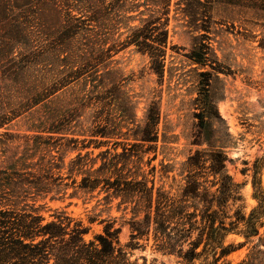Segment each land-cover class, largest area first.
<instances>
[{
  "label": "rangeland",
  "instance_id": "374dc122",
  "mask_svg": "<svg viewBox=\"0 0 264 264\" xmlns=\"http://www.w3.org/2000/svg\"><path fill=\"white\" fill-rule=\"evenodd\" d=\"M208 1L209 19L203 29L189 24L177 1H172L163 76L151 69L146 54L130 46L113 53L108 63L97 69V75L88 74L34 107L33 63L17 81L0 80V113H8L9 119L13 113L20 115L0 126V210L33 211L35 207L46 221L64 212L89 228L86 240L103 233V221L116 220L115 227H122L121 244L129 243L131 231L126 220L130 214L124 215V207L118 208L120 200L106 203L105 193L79 190L83 176L76 169L71 175L70 162L79 154H89L96 169L102 163V153L120 154L125 146L137 143L129 129L143 125L152 101L160 107L159 139L152 150L137 157L156 187L170 190L174 181L179 183L186 174L182 165L188 157L230 141L227 170L236 182L244 184L247 214L258 205L253 198L252 172L245 174L244 170L264 158V13L232 5L229 0ZM25 23L31 32L30 48L10 42L12 27L17 26L10 19L0 32L7 41L5 49L18 59L33 53V16ZM114 83L120 84L119 92L95 100L93 86L102 84V93ZM218 114L225 122L216 118L215 125H209L208 117ZM96 116L102 126L106 119L115 121L111 135L94 137L88 132ZM62 120L65 123L59 128L64 130L53 133L52 128ZM164 165L167 173L162 171ZM261 181L264 188V165ZM36 183H40L39 191ZM260 232L264 237V227ZM226 240L243 246L223 264H240L259 242L254 238L245 243L238 234H230ZM140 243L141 248L131 251L139 264H155V259L156 264H178L176 257L155 252L152 240L148 245Z\"/></svg>",
  "mask_w": 264,
  "mask_h": 264
},
{
  "label": "trees",
  "instance_id": "16d2710c",
  "mask_svg": "<svg viewBox=\"0 0 264 264\" xmlns=\"http://www.w3.org/2000/svg\"><path fill=\"white\" fill-rule=\"evenodd\" d=\"M172 1L0 0V32L9 19L21 30L12 27L13 35L8 37L12 44H25L30 48L31 32L25 21L33 16V53L29 51L18 59L5 49L6 38L0 35V80L17 81L33 63L34 107L88 74L97 75V69L107 64L113 53L130 46L146 54L151 69L163 76ZM176 1L189 24L206 28L210 1ZM228 2L264 13V0ZM135 21L139 24L134 25ZM26 58L29 62L24 64ZM101 85L93 86L92 91L98 101L105 93L112 96L120 91V84L114 83L101 93ZM18 116L13 113L9 119L8 113H0V126ZM98 118L96 116L88 132L94 137H108L113 133L111 128L116 127L115 121L106 119L102 126ZM160 118L159 104L152 101L143 125L129 129L139 143L125 146L120 154L102 153V163L96 169V161H89V154H79L70 162L71 175L76 169L77 174L83 176L77 185L79 190L105 193L106 203L120 200L118 208L122 206L124 215L130 214L126 220L131 231L129 243L121 244L122 227H115L116 220L103 221L106 222L103 233L86 240L89 228L64 212L46 221L35 207L33 211L1 209L0 264H139L132 259L131 251L141 248V241L148 245L151 240L155 252L176 257L178 264H223L243 246L227 243L230 234L243 236L248 244L258 238V244H254L240 264H264V250L260 249L264 246L260 232L264 227L261 181L264 158L244 170L245 174L252 172L253 198L258 203L249 214L242 192L244 184L236 182L227 170L226 148L230 141L188 157L182 165L186 174L182 173V181H174L170 190L163 185L156 187L155 181H150L143 171L137 155L152 150V144L158 142ZM208 118L209 125H215L217 119L225 122L219 114ZM64 123L62 120L53 127V133L64 130L59 128ZM226 136L231 138L229 132ZM216 141L221 143L219 139ZM144 145H149L146 150H142ZM136 157L138 159L134 160ZM166 167L164 165L162 171L165 172ZM154 171L155 167L151 172ZM163 178L168 177L163 175ZM36 184L39 191L40 183ZM154 262L156 264L157 259Z\"/></svg>",
  "mask_w": 264,
  "mask_h": 264
}]
</instances>
